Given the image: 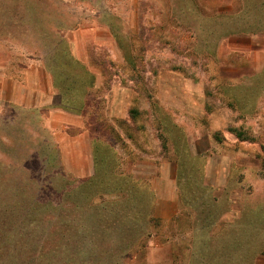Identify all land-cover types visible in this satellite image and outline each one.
<instances>
[{
    "label": "rangeland",
    "instance_id": "1",
    "mask_svg": "<svg viewBox=\"0 0 264 264\" xmlns=\"http://www.w3.org/2000/svg\"><path fill=\"white\" fill-rule=\"evenodd\" d=\"M113 3L114 41L88 50L104 82L101 108L118 85L133 100L130 116L107 121L120 160L107 170L118 175L137 158L147 170L152 163L154 172L141 183L154 180L161 192L145 206L121 200L130 204L123 207L129 218L114 223L109 216V260L97 259L105 251L85 260L84 245L72 248L77 259L61 264H264V0ZM5 153L0 147V216L25 206L10 190L30 194ZM97 206L102 211L105 204ZM73 207L66 208L70 218ZM77 208L83 219L85 202Z\"/></svg>",
    "mask_w": 264,
    "mask_h": 264
},
{
    "label": "crops",
    "instance_id": "2",
    "mask_svg": "<svg viewBox=\"0 0 264 264\" xmlns=\"http://www.w3.org/2000/svg\"><path fill=\"white\" fill-rule=\"evenodd\" d=\"M113 4L0 0V147L10 170L24 174L30 183L32 221L40 208L65 215L69 206L76 209L85 202L88 211L87 201L106 198L94 205L105 202L115 210L121 206V211L111 212V221L121 223L129 218L123 209L129 202L123 204V198L142 200L145 206L146 199L161 192L154 180L148 186L141 183L154 172L152 163L147 170L145 161L137 158L118 175L107 170L109 165L120 166L107 121L130 116L133 100L130 91L118 85L109 90L101 108L98 92L104 82L88 50L101 40L114 41ZM35 166L40 169L31 170Z\"/></svg>",
    "mask_w": 264,
    "mask_h": 264
},
{
    "label": "trees",
    "instance_id": "3",
    "mask_svg": "<svg viewBox=\"0 0 264 264\" xmlns=\"http://www.w3.org/2000/svg\"><path fill=\"white\" fill-rule=\"evenodd\" d=\"M0 172L2 171L0 170ZM4 185L5 183L2 184V186ZM10 192L13 193V196L16 198L21 197L26 200H23L25 202L24 207L15 205V208H11L12 211L8 215L0 216L2 221L6 220L8 221L7 224H9L6 227L0 224V255L3 256L8 254L7 252L10 250L8 241L10 238H12V245H16V247L13 248V255L18 257V259L23 256V253H26V251H23V249H25L27 246L26 244L31 243L34 244L35 249L33 250L35 254L39 255L36 257V260H43V257L41 256H47L49 259H51V261H48L46 264H61L62 259H65L66 263L69 261H74L77 258L72 254V248H79L84 245L90 247L88 253L86 254L85 260H91L90 257L92 254L97 255V253L100 254L102 251H105L106 254L104 255V259L102 258L101 254L100 256L97 255V259L100 261L109 260L114 255L108 253V251H110L108 250V247L110 245L112 246L113 244L111 241L115 240V238H113L111 228L109 229L108 224H106L110 221L109 216L111 215L112 210V208L110 209V207H108V203L104 202L105 207L102 211H100L97 206V211L94 212L96 205L91 204L90 200L87 201L89 210H83L82 213H80V215H83V219L78 218L77 216V211L79 208H77V210L72 208L74 210L73 218H70L72 213L70 215H66L70 213L69 211L65 215L61 214L60 212L56 213L58 210L55 212L53 211L54 214H52L51 212L49 213L47 211V208H40L38 213L39 217L32 221L35 216H33L31 213L32 215L30 216L28 222V218L24 217V215H30L29 213L32 211L31 208L33 207V200L30 199V195L28 197L21 195L17 189H12ZM34 204L38 203L34 202ZM23 220H26V223L23 225L28 227L29 233L27 237V234L23 236L24 242H17L15 237H17L18 231L23 226L20 225L22 224ZM60 222L64 224L63 229L62 227H58ZM17 223L20 225L19 229L14 227V225L16 226ZM44 223H47V229L42 228V224ZM43 240H46V242L45 244L41 245ZM88 241L89 244L87 243ZM35 243L37 245H35ZM48 243L51 245L48 246ZM39 245H41L40 248H38ZM50 248H52L51 251H49Z\"/></svg>",
    "mask_w": 264,
    "mask_h": 264
},
{
    "label": "flooded vegetation",
    "instance_id": "4",
    "mask_svg": "<svg viewBox=\"0 0 264 264\" xmlns=\"http://www.w3.org/2000/svg\"><path fill=\"white\" fill-rule=\"evenodd\" d=\"M25 223H26V220H23L21 226ZM28 233H29L28 227L23 225L20 228V230L18 231V235H17V237H15V240L17 242H21V241L24 242L23 236H25V234H27L26 235V237H27ZM11 240H12V238H10L8 241V246H10V250L7 252L8 254L3 255V256L0 255V264H46V263H48V261H51V259H49V257H47V256H41V257H43L42 258L43 260H36L37 259L36 257L39 255L35 254V252L33 250V249H35L34 244H31V243H27L26 244L27 246L22 245V246H26V248L23 249V251L24 252L26 251V253H23V256H21V258L18 259V257L13 255V251H14L13 248H15L16 245L15 244L12 245ZM45 242H46V240H43L41 245L45 244ZM35 245H37V244L35 243ZM41 245H39L38 248H40Z\"/></svg>",
    "mask_w": 264,
    "mask_h": 264
}]
</instances>
